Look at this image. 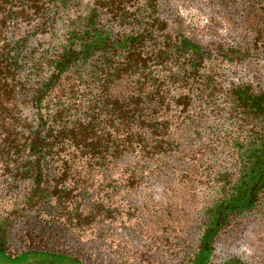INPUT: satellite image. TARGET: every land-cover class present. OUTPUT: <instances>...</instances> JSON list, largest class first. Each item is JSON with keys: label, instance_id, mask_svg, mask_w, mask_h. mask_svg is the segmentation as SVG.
<instances>
[{"label": "trees", "instance_id": "1", "mask_svg": "<svg viewBox=\"0 0 264 264\" xmlns=\"http://www.w3.org/2000/svg\"><path fill=\"white\" fill-rule=\"evenodd\" d=\"M218 1L264 11V0ZM162 2L0 0L6 258L85 264L31 244L12 251V228L31 216L47 236L87 231L136 212L130 190L168 173L201 198L189 264H249L212 253L235 225L264 220V82L232 75L254 51L195 40Z\"/></svg>", "mask_w": 264, "mask_h": 264}, {"label": "rangeland", "instance_id": "2", "mask_svg": "<svg viewBox=\"0 0 264 264\" xmlns=\"http://www.w3.org/2000/svg\"><path fill=\"white\" fill-rule=\"evenodd\" d=\"M162 3L163 13L169 18L175 17L183 31L197 41L252 48L254 60H249V66L231 68L233 72L237 70L232 75L245 73L264 82V11L255 4L240 3L233 7L218 0L208 3L163 0ZM165 168L162 167L160 172ZM185 184L180 174L175 180L168 173L167 177L158 174L150 181L143 177L128 197L130 204L138 208L136 212L131 209L128 216L99 221L94 228L84 232L69 230L47 236L37 232L39 224L35 217H22L21 224L12 228L10 249L19 250L31 244L73 254L85 264H189L192 245L188 232L194 216L192 208L196 202H201V198L189 197L184 191ZM1 190L8 191L6 188ZM10 191L3 195L5 199ZM10 207L11 200L1 202V209ZM26 227L29 230H25ZM27 231H31L30 237ZM216 241L212 262L236 258L249 264H264V220L254 219L235 225ZM24 261L23 256L6 258L0 253V264Z\"/></svg>", "mask_w": 264, "mask_h": 264}]
</instances>
